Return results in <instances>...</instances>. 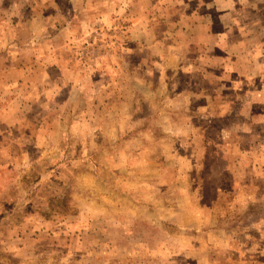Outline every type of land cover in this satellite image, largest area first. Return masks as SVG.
Masks as SVG:
<instances>
[{
	"label": "rangeland",
	"instance_id": "rangeland-1",
	"mask_svg": "<svg viewBox=\"0 0 264 264\" xmlns=\"http://www.w3.org/2000/svg\"><path fill=\"white\" fill-rule=\"evenodd\" d=\"M243 3L0 0V264H264Z\"/></svg>",
	"mask_w": 264,
	"mask_h": 264
},
{
	"label": "crops",
	"instance_id": "crops-1",
	"mask_svg": "<svg viewBox=\"0 0 264 264\" xmlns=\"http://www.w3.org/2000/svg\"><path fill=\"white\" fill-rule=\"evenodd\" d=\"M248 3H243L245 4V6L251 5L249 7V10L251 11V16H253V19L247 20L245 19L243 23H245L244 28H242L243 30L239 31V29H237V31L235 33H229V32H219V33H213V32H206L204 35L209 36V35H213L215 38V41L213 42V44H209L211 45H215L218 50H220V52H217V55H219L220 57H224V56H228L229 54L233 53L235 49H237V54L241 55L239 56L241 57H245L246 58H251L254 57L253 59H257L258 57H262V61L261 62H257L258 64V68L255 69L257 70V73L255 75H237V79L241 80V82H243L246 86L247 90V96L245 95V97H237L235 103H233L234 105L237 104H246L249 108V112L248 117H249V128H247L246 131L248 135H253V133L257 134V121L258 119H260V117L262 115H264V110L260 108V110H258L256 107V105H264V5L259 6L258 4H254L253 0H247ZM37 6H43L42 3H37ZM240 6V5H239ZM241 7V6H240ZM232 25L230 26L231 29L235 30V28H237V23L236 22H232ZM245 31H250V32H258L259 35L255 36V41L254 40H250L252 39V37H244L242 38L243 32ZM29 38L27 39H33V37L29 34L28 36ZM216 39L218 40V44H215ZM238 40L239 42L237 44H235V42ZM205 44V43H204ZM239 44V47L237 46ZM228 45V47H226ZM231 45H235L236 47H233ZM202 45L200 46V48H203ZM251 49V51H250ZM206 50V48H205ZM201 54L202 51H204L203 49L200 50ZM250 55V57H249ZM214 67H217V65H215ZM259 82L260 86L257 85L256 83ZM262 87V90L260 91ZM261 107V106H260ZM250 149V148H249Z\"/></svg>",
	"mask_w": 264,
	"mask_h": 264
}]
</instances>
